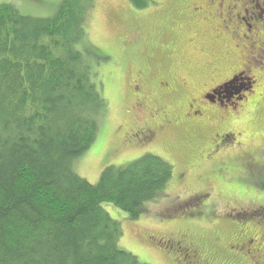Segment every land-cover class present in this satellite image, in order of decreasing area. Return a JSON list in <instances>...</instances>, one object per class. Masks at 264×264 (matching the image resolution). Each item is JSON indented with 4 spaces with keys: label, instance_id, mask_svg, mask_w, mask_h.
Returning <instances> with one entry per match:
<instances>
[{
    "label": "trees",
    "instance_id": "trees-1",
    "mask_svg": "<svg viewBox=\"0 0 264 264\" xmlns=\"http://www.w3.org/2000/svg\"><path fill=\"white\" fill-rule=\"evenodd\" d=\"M95 1L60 0L45 19L0 4V264H143L121 248L122 222L103 205L115 207L117 219L148 217L173 179V165L146 154L116 167L108 156L96 184L74 168L96 142L108 109L94 65L107 57L88 38ZM129 2L137 21V9L152 4ZM142 31L124 43L127 59L137 49L141 56ZM138 61L134 70L142 68ZM205 197L175 210V220L204 215L196 207Z\"/></svg>",
    "mask_w": 264,
    "mask_h": 264
},
{
    "label": "rangeland",
    "instance_id": "rangeland-1",
    "mask_svg": "<svg viewBox=\"0 0 264 264\" xmlns=\"http://www.w3.org/2000/svg\"><path fill=\"white\" fill-rule=\"evenodd\" d=\"M149 1L152 4L148 7L137 9L141 17L139 22L129 0L95 1L88 22V38L107 57V61L94 65L97 79L103 84L108 109L96 142L76 161L74 168L81 177L96 184L109 163L108 156L111 165L116 167L126 166L146 154L167 160L174 167L173 179L164 197L151 205L148 217L133 221L126 219L123 213L119 220L115 207L103 205L114 220L122 222L121 248L143 264H176L178 261L182 264V257L172 255L164 247L148 244L144 236H174L188 231L198 245L211 253L214 264H229L232 258L224 251L240 244L246 247L242 253L247 254V237L256 240L251 249L264 244V164L250 167L246 159L241 158L244 150L264 154V94L248 93V102L243 104L248 111L227 118V124L241 136L237 138V148L226 147L218 160H203L200 155L208 145L211 130L196 132L185 126L161 130L148 147H120L123 133L129 126L128 114H132L129 111L131 76L135 68L132 61L138 59L142 68L150 71L153 88L159 79L166 77L171 81L177 94L161 97V102L170 117H182L192 98L198 99L208 87L218 84L230 71L237 69L242 60L241 55L234 53L230 41L217 39L216 24L201 18L198 23L191 20L188 11L192 12L197 0ZM0 4L13 5L24 16L45 19L56 13L60 0H2ZM260 6L264 11L262 3ZM132 21L136 22L134 28L130 25ZM137 28H142L140 33L146 43L140 49L141 56L136 58L137 49L131 54L133 60L127 59L123 45L132 32L136 35ZM240 30L241 27L237 32ZM251 57L259 60L258 54H251L244 58L245 62L251 63ZM215 69L220 72L216 73ZM183 82L187 87L182 88ZM230 158L236 160L233 167H218L220 159L225 164ZM187 170L191 173L182 181L181 174ZM203 195L206 197L196 209H205L204 215L191 221L185 216L175 220L179 213L175 210ZM170 218L175 221L169 222ZM244 236L247 237L244 239Z\"/></svg>",
    "mask_w": 264,
    "mask_h": 264
},
{
    "label": "flooded vegetation",
    "instance_id": "flooded-vegetation-1",
    "mask_svg": "<svg viewBox=\"0 0 264 264\" xmlns=\"http://www.w3.org/2000/svg\"><path fill=\"white\" fill-rule=\"evenodd\" d=\"M261 3L264 6V0H197L192 12L188 11L190 13L188 16L197 23L201 18L203 21L216 24L214 31L217 39L226 43L230 41L234 53L242 56L240 66L230 71L215 86L208 87L198 99L192 98L186 104L187 112L182 117H172V115L170 117L161 102V97L164 98L171 93L177 94L174 92L176 88L172 89L171 81L166 77L159 79L153 88L150 71L141 67L135 69L130 86L129 111L132 114H128L129 126L123 133L120 147H148L161 130L185 126L195 129L196 132L211 130L208 145L203 152H200L203 160H218L226 147L237 148V138L241 135L227 124V118L248 111V108L243 106L247 101L248 93H253L255 96L264 94V35H262L264 11L261 10ZM221 20L223 26L219 25ZM240 27V32H237ZM132 38L136 41V36L131 35L128 44H131ZM127 46L123 45L124 49ZM251 54L252 56L258 54L259 60L251 57V63L245 62L244 58H249ZM215 72L220 71L215 69ZM183 86L187 87L186 82L182 83V88ZM249 90L251 92H248ZM196 148H199V145ZM241 158L246 159L245 162H248L250 167L264 164V161L257 162L264 160V154L260 152L244 150L241 152ZM188 174V171L181 174L182 181L187 179ZM246 239L249 247L247 254L242 253L246 247H241L240 244L224 251L232 258L229 264L235 260L240 264H245L246 261L250 264H264V244H259V248L257 245L256 248L251 249L256 245V240L250 236ZM147 243L164 247L167 252L182 257V264H214L215 261L212 260L211 253L197 245L188 231L180 235L153 238ZM186 260L191 261L186 263ZM178 263L180 261L176 262Z\"/></svg>",
    "mask_w": 264,
    "mask_h": 264
}]
</instances>
